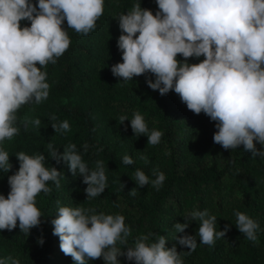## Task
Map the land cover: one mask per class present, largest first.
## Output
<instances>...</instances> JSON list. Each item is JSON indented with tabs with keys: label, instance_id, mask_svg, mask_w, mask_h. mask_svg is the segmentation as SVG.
Listing matches in <instances>:
<instances>
[{
	"label": "clouds",
	"instance_id": "clouds-1",
	"mask_svg": "<svg viewBox=\"0 0 264 264\" xmlns=\"http://www.w3.org/2000/svg\"><path fill=\"white\" fill-rule=\"evenodd\" d=\"M105 0H0V170L9 173L8 151L3 146L20 133L18 111L27 104L40 105L50 95L48 73L41 69L56 64L70 47L67 27L87 36L96 30V23L104 13ZM158 10L142 8L134 3L126 14L117 18L121 35L117 47L122 63L111 66L114 77L122 83L149 74L147 86L161 96L175 92L187 109L199 115L204 113L215 122L214 143L225 150L243 146L253 158L264 159V0H155ZM28 21L30 26L21 25ZM183 57V61L178 59ZM204 59L189 63L190 58ZM39 65V67L37 66ZM35 111V108L32 109ZM51 127L56 133L70 131L67 120L57 121L55 114ZM130 120L136 136H147L148 145H158L164 135L149 130L144 117L133 113L129 119L119 117V124ZM39 127L41 120L32 119ZM127 131V128H125ZM89 145H83L87 153ZM47 152L57 164L66 163L73 175L83 177L87 200L100 196L107 187L104 162L97 160L90 168L69 143L61 154L47 144ZM103 151V149H98ZM18 171L8 176L10 191L0 194V230L12 231L19 227L24 235L42 223L43 213L36 204L40 193L50 194L49 183L61 187V172L56 167H45L46 157L37 153H16ZM141 159L147 162L146 156ZM124 165L134 160L125 154ZM154 179L136 169L134 181L138 188L149 184L156 191L163 186L166 176L159 168L153 169ZM137 188L129 195L135 196ZM59 204V202H57ZM118 206V205H117ZM236 227L253 243H258L259 223L244 212L235 211ZM192 220L199 221L198 236L203 245L213 246L225 237L217 231V217L207 209L191 212ZM188 220V218H186ZM53 235L59 238V247L75 264H88L103 259L105 264H121L125 257L129 264H184L182 256L191 255L197 248L194 236L178 238L181 246L190 249L178 252L167 248L164 236L154 233L137 236L129 244L132 229L121 214H97L96 208L59 206L51 221ZM187 223L174 225L183 233ZM43 245L44 239L38 240ZM0 264H21L18 256L9 254L0 258Z\"/></svg>",
	"mask_w": 264,
	"mask_h": 264
},
{
	"label": "trees",
	"instance_id": "trees-1",
	"mask_svg": "<svg viewBox=\"0 0 264 264\" xmlns=\"http://www.w3.org/2000/svg\"><path fill=\"white\" fill-rule=\"evenodd\" d=\"M134 3H141L142 8L154 14L158 10L155 0H105L96 30L87 36L69 29L65 21L70 47L56 64L41 69L48 73L49 98L40 105L27 104L19 109L20 133L3 145L13 167L9 173L0 170V194L7 196L10 191L8 176L18 171L15 155L21 151L28 155L44 154L45 167H56L61 172V187L57 189L50 182L51 193L36 197L44 217L29 235H24L19 227L0 230V258L14 254L21 264H75L60 250L51 221L59 206H79L94 207L97 214L125 216V223L132 229L129 244L139 235L154 233L166 238L167 248L175 246L182 253L190 249L181 246L178 238L194 236L197 248L191 255L182 256L184 264H264V159L253 158L243 146L225 150L215 144V122L204 113L196 115L188 110L174 91L161 96L150 89L146 80L154 81L153 76L146 74L122 83L111 72V66L123 62L117 47L121 35L117 18ZM21 25L30 23L22 21ZM178 59L183 61L182 56ZM203 59L193 57L188 62L199 63ZM67 99L70 101L64 102ZM135 112L144 117L149 130L163 132L158 145H148L147 136H136L130 120L119 124L121 115L131 119ZM52 114L57 117L55 122L67 120L71 130L56 133L51 127ZM36 118L41 120L38 128L26 122ZM48 143H53L61 154L66 145L75 144L90 168L102 160L107 176L105 192L87 200L83 177L73 175L63 161L57 164L52 160L46 150ZM85 143L89 145L87 153L83 149ZM256 147L264 150L259 143ZM125 154L133 158L132 165L122 163ZM141 156H146L147 162ZM157 167L166 176L161 189L156 191L151 184L138 188L135 170L140 169L154 179L153 169ZM134 188L136 195H129ZM205 209L217 217V231L230 227L213 246L200 242L199 221L190 217L194 210ZM235 211L244 212L259 223L258 243L239 232ZM177 223H187L189 227L179 233L174 228ZM40 238L44 239L43 245L38 243ZM119 259L121 264H129L125 257ZM88 264L105 262L101 258Z\"/></svg>",
	"mask_w": 264,
	"mask_h": 264
},
{
	"label": "rangeland",
	"instance_id": "rangeland-1",
	"mask_svg": "<svg viewBox=\"0 0 264 264\" xmlns=\"http://www.w3.org/2000/svg\"><path fill=\"white\" fill-rule=\"evenodd\" d=\"M66 101L68 102V101H70V100H68V99H67V100H64V102H66Z\"/></svg>",
	"mask_w": 264,
	"mask_h": 264
}]
</instances>
